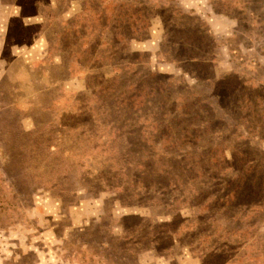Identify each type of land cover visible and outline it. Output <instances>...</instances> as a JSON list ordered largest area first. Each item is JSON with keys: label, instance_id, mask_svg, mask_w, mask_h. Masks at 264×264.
Returning <instances> with one entry per match:
<instances>
[{"label": "rangeland", "instance_id": "374dc122", "mask_svg": "<svg viewBox=\"0 0 264 264\" xmlns=\"http://www.w3.org/2000/svg\"><path fill=\"white\" fill-rule=\"evenodd\" d=\"M0 264H264V0H0Z\"/></svg>", "mask_w": 264, "mask_h": 264}, {"label": "crops", "instance_id": "0c3cea01", "mask_svg": "<svg viewBox=\"0 0 264 264\" xmlns=\"http://www.w3.org/2000/svg\"><path fill=\"white\" fill-rule=\"evenodd\" d=\"M69 111V110H68Z\"/></svg>", "mask_w": 264, "mask_h": 264}]
</instances>
